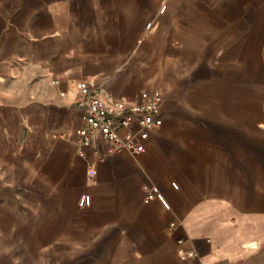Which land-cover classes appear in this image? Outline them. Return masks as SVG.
<instances>
[{
  "label": "crops",
  "instance_id": "obj_1",
  "mask_svg": "<svg viewBox=\"0 0 264 264\" xmlns=\"http://www.w3.org/2000/svg\"><path fill=\"white\" fill-rule=\"evenodd\" d=\"M83 80L163 96L142 153L97 136L80 155ZM17 230L35 255L15 264H264V0H0V232Z\"/></svg>",
  "mask_w": 264,
  "mask_h": 264
},
{
  "label": "built area",
  "instance_id": "obj_2",
  "mask_svg": "<svg viewBox=\"0 0 264 264\" xmlns=\"http://www.w3.org/2000/svg\"><path fill=\"white\" fill-rule=\"evenodd\" d=\"M80 95L76 105L85 112V125L78 129V151L86 156L87 151L94 146L97 136H102L109 142L111 151L127 149L137 155L145 150V142L151 131L163 124L161 104L163 96L156 94L148 101L128 105L122 99L108 94L105 88L96 81L83 80L79 83ZM99 153L97 149H94ZM150 198L154 193L149 194ZM177 227V221L169 224V230ZM179 244L184 242L179 239ZM181 257L195 255L194 250L179 248Z\"/></svg>",
  "mask_w": 264,
  "mask_h": 264
},
{
  "label": "rangeland",
  "instance_id": "obj_3",
  "mask_svg": "<svg viewBox=\"0 0 264 264\" xmlns=\"http://www.w3.org/2000/svg\"><path fill=\"white\" fill-rule=\"evenodd\" d=\"M29 236V239L26 238ZM32 234H27L25 231L17 230L13 233H2L0 232V264H15L12 263L9 258L11 253L16 252L19 255L34 256L35 249L31 245L34 244L32 241ZM28 240L30 242L29 246L24 243ZM23 245L21 246V242Z\"/></svg>",
  "mask_w": 264,
  "mask_h": 264
}]
</instances>
